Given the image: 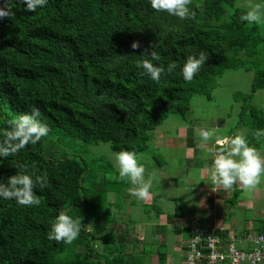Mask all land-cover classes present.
Here are the masks:
<instances>
[{"label": "trees", "instance_id": "16d2710c", "mask_svg": "<svg viewBox=\"0 0 264 264\" xmlns=\"http://www.w3.org/2000/svg\"><path fill=\"white\" fill-rule=\"evenodd\" d=\"M235 1L192 0L194 16L181 21L156 12L149 0H47L34 12L11 0L14 16L0 20V139L9 120L30 113L33 106L50 132L15 155L0 157V182L18 171L47 173V186L35 190L39 205L0 198V264H170L164 243L155 252L148 246L142 252L137 246L130 250L121 224L117 231H107L112 217L89 213L91 180L95 187L116 190L108 172L97 174L82 157L45 150L44 142L69 137L108 142L115 152L142 153L151 130L171 114L184 118L191 99L211 96L215 79L226 70L246 67L254 69V78L239 121L249 128L248 143L264 147V138L253 137L255 130H264V109L250 100L264 88L263 36L257 24L240 19L246 9L234 7ZM134 41L139 48L131 47ZM152 45L160 55L152 61L155 65H177L159 83L137 67L138 61L150 59L144 54ZM201 51L207 61L191 82L185 81L181 68L186 58ZM244 115L247 121L242 122ZM61 211L82 222L71 245L47 237ZM97 233L104 239L102 252L95 249ZM259 233H264V224Z\"/></svg>", "mask_w": 264, "mask_h": 264}, {"label": "rangeland", "instance_id": "374dc122", "mask_svg": "<svg viewBox=\"0 0 264 264\" xmlns=\"http://www.w3.org/2000/svg\"><path fill=\"white\" fill-rule=\"evenodd\" d=\"M256 2L264 4V0H256ZM245 4L246 0H236L234 7L244 8L243 5ZM258 26L263 36L261 47L264 49V22L258 24ZM260 65L264 67V55L261 56ZM253 78L254 69L252 68L236 67L226 70L215 79L216 87L211 96L201 94L195 95L191 99L190 110L184 118L177 114H171L162 124L150 131L148 148L144 152L137 154V156L142 157V159H139V163L145 167L144 176L146 180L155 173L150 190L154 189L155 192L153 193L157 197L156 192L160 191L162 193V201H164L162 204L165 211L177 214L176 207H178V215L182 213L180 209L183 201L182 199L174 200V197L180 196L179 187L182 184H179L178 180L181 182L187 174V169L191 167L185 160V145L192 140H194V145L197 142L204 143L200 137L198 139L197 135L201 129H205L215 131L213 139L207 142L208 146L211 147V143L215 141L216 136L227 135L230 131L235 130L237 126L243 125L239 121L241 107L245 103L244 100L248 99L246 94L250 91ZM250 100L251 104L264 109V88L256 91ZM245 121H247V115L243 116L242 122ZM181 126L191 129L188 139L186 134L182 137ZM55 143L52 142V137H50L48 142H44V149H50L57 155L61 152H66L67 154L82 157L89 164V168L95 169L97 174L100 171H106L108 174L118 175L117 169L114 167L113 154L115 151L110 143L101 141L86 142L80 139L73 140L69 137L62 139L60 143L55 140ZM195 147L198 149V159L195 163H200V158L205 159L210 156L197 145ZM56 148L58 153H55ZM165 163L166 167L163 166V171L167 174L160 172V164ZM193 169L195 171L199 170V168ZM171 176L174 177L169 181L168 178ZM96 179L100 181V175L96 176ZM109 180L115 182L116 190L110 191L108 185L95 187L93 180L87 184L89 187L87 201L89 213L97 215L102 212L104 218L112 217V222L108 224L107 231H115L118 225L121 224L131 239H135L137 235L141 237L144 234L143 237L146 238L145 241L152 252H155L161 245L159 244L160 242H164L165 246L161 245V247L167 249L172 258L176 259L175 264H182L184 252L179 254L180 252L175 250L182 244L180 241H175V235H178V231L176 230V234L168 232L159 239L158 232L155 229L160 227L156 225L157 222H161V219L158 220L156 207L153 205L148 206L145 200H140L130 195L128 192L129 187H131L130 183L118 179L109 178ZM260 185L264 187V180L261 181ZM233 189H235L234 186ZM183 190L185 191V189ZM187 192L190 197L185 200L189 202L188 204H192L191 190ZM244 192L248 194L246 195L247 197L253 191L252 189H245ZM227 206V208H220L219 215L226 220H235L237 225H239L237 228H232L230 232L239 233L240 229L247 227L249 220L253 222L254 229H258L264 223V189H262L261 195L250 208L243 207L239 203L230 202L227 203ZM151 218L152 220H150ZM189 220L185 222L180 220L181 226L185 225L179 232L181 239H186L190 233L191 221L189 222ZM135 224L139 225L138 228L134 226ZM142 225H144V228L140 227ZM201 225L206 226L205 224ZM86 227L93 228L92 225H86ZM95 244L96 251L102 252L105 244L101 233L96 234ZM141 248L140 245L139 248L137 247L139 250ZM179 251H181V247ZM153 260L156 262L157 257L154 256Z\"/></svg>", "mask_w": 264, "mask_h": 264}, {"label": "clouds", "instance_id": "9594fccd", "mask_svg": "<svg viewBox=\"0 0 264 264\" xmlns=\"http://www.w3.org/2000/svg\"><path fill=\"white\" fill-rule=\"evenodd\" d=\"M20 2L24 4L26 12H34L38 7L44 6L47 0H20ZM149 3L156 12H166L169 16L181 21L194 16L189 7L192 0H149ZM243 7L247 10L240 17L242 21L257 25L264 22V4L256 0H246ZM14 14L11 0H0V20L11 19ZM131 47L139 48V42L134 41ZM144 55L147 57L150 55V59L138 61L137 67L142 68L144 74L157 83L162 74L171 73L177 67L175 62L169 63L167 68L163 65H155L152 61L160 60L155 45H152L150 53L146 49ZM207 59L208 55L203 51L198 57L189 55L181 68L184 80L191 82ZM39 117V108L33 106L30 113H24L9 120V129L3 132V139H0V157L13 156L27 145L36 144L41 138L49 135L50 128L41 122ZM198 136L204 142L198 147L212 156V163L206 170V174L214 186L213 191L229 190L237 184L246 190H251L260 184L261 178L264 177V156L248 143L244 134L217 139L215 145L211 147L207 142L215 136L214 130L201 129ZM253 137L260 141L264 138V130H255ZM113 159L118 175L109 173L108 177L130 183L131 187L128 189L130 195L140 200L148 199L155 173L147 180L145 179V167L139 163L142 157H138L133 151L121 150L113 154ZM13 165L17 169L25 168L23 165ZM46 186L47 173L30 175L25 174L24 171H18L17 174L11 175L6 183L0 182V198L15 200L17 204L23 206L39 205L41 201L35 190H43ZM81 224L80 220L73 219L65 211H61L50 224L47 237L57 243L71 245L79 236Z\"/></svg>", "mask_w": 264, "mask_h": 264}, {"label": "crops", "instance_id": "0c3cea01", "mask_svg": "<svg viewBox=\"0 0 264 264\" xmlns=\"http://www.w3.org/2000/svg\"><path fill=\"white\" fill-rule=\"evenodd\" d=\"M181 133L182 137H184V134H186L187 139L189 138V128L181 126ZM249 129L246 125H240L237 126L235 130L230 131L227 135L223 136H216L215 141L217 139H223L225 137H233L237 134H244L246 135L248 133ZM198 136V135H197ZM199 139V136H198ZM196 141V140H195ZM215 141L211 143V146L215 145ZM201 142L195 143V145H199ZM194 145V140L191 142L188 141V143L185 145L186 151H185V160H187V164L191 165L189 169H187V174L185 175V178L179 182L182 186L179 187L180 190V196H175L174 200L176 199H182V207L180 209L181 215L174 216L168 211H165L163 209L164 201H162V193L156 192L158 197L153 193L155 192L154 189L149 190L150 196L148 199L145 200L146 205L150 206L153 205L156 207V210L158 212V220L161 219V222H157V227L155 230L158 232V238H162L164 234L170 232L171 234H176V230L178 231V235H175L176 240L180 241L182 244L181 246L177 247L175 249L176 251L185 253L186 247H187V241L191 237V234L193 231V223L196 222L200 227L210 229V230H216V231H230L232 228H237V223L235 220H226L224 217H221L219 215V210L221 207L227 208V203H239L243 207L250 208L256 201V199L261 195L262 187L260 184H258L254 189H252L253 192L249 196L247 193L244 192V188L240 186L239 184L235 185V189H229V190H223V189H217L216 191H213V185L211 183L210 177L206 174V170L210 168L212 163V156L206 157L205 159L200 158V163H195V161L198 159L197 156V148ZM184 146V145H183ZM218 147V146H217ZM262 156H264V147L257 149ZM166 167L165 164H160L161 173L167 174L165 171H163L164 167ZM193 168H199L198 171H195ZM174 176H171L168 178V180H172ZM264 177L261 178V181H263ZM261 183V182H260ZM191 184V186H190ZM189 185V187H188ZM188 187V188H187ZM185 189V191L183 190ZM191 190V201H193L192 204H188L189 202L185 199L189 198L188 190ZM254 198V199H253ZM176 212H178V207H176ZM191 221V230L188 234L186 239H181L179 236L180 229L184 226H181L182 223L180 220H186ZM152 220V218L150 219ZM201 224H205L206 226H203ZM264 224V223H263ZM260 225L258 229H254L253 222L248 221L247 227L245 229H240L239 233L236 234H244L247 232H259V229L263 226ZM136 228H138L139 225H134ZM144 228V225L140 226ZM183 229V228H182ZM144 234H142L141 237L139 235L135 236V239H131L129 236V246L131 245L130 250H134V247L137 246L139 248V245L142 247L140 250L135 249L137 252H142L144 250L145 246H148L147 242L145 241L146 238L143 237ZM164 243L160 242L159 244ZM181 247V251L180 250ZM156 256V254H153V257ZM184 261V256L182 259V264ZM168 262L170 264H175L176 259L172 258V256L168 252Z\"/></svg>", "mask_w": 264, "mask_h": 264}, {"label": "built area", "instance_id": "2783aa9c", "mask_svg": "<svg viewBox=\"0 0 264 264\" xmlns=\"http://www.w3.org/2000/svg\"><path fill=\"white\" fill-rule=\"evenodd\" d=\"M183 264H264V233L236 235L192 225ZM240 245V246H239Z\"/></svg>", "mask_w": 264, "mask_h": 264}, {"label": "bare ground", "instance_id": "6f19581e", "mask_svg": "<svg viewBox=\"0 0 264 264\" xmlns=\"http://www.w3.org/2000/svg\"><path fill=\"white\" fill-rule=\"evenodd\" d=\"M234 234H236V233H234ZM236 235L240 236V235H243V234H236Z\"/></svg>", "mask_w": 264, "mask_h": 264}]
</instances>
